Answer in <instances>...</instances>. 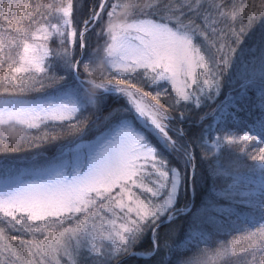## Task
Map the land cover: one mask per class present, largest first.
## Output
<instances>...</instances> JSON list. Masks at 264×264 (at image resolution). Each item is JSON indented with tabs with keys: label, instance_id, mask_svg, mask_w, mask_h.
Masks as SVG:
<instances>
[{
	"label": "snow or ice",
	"instance_id": "6c2138e0",
	"mask_svg": "<svg viewBox=\"0 0 264 264\" xmlns=\"http://www.w3.org/2000/svg\"><path fill=\"white\" fill-rule=\"evenodd\" d=\"M258 22L264 23V0H149L143 6L137 0H98L76 20L74 0H0V68L7 67L0 72V152L18 150L16 142L9 146L4 139L17 126L39 129L68 121L79 131L90 107L98 111L113 96L125 101L122 109L109 113L107 131L86 146L75 168L62 161L34 179L0 185V264H62L63 258L65 264H126L132 259L147 264L181 248L198 251L167 264H228L232 257H241L233 264H264V216L212 249L208 237L195 231L200 216L182 243H170L171 229L160 235L163 226L193 215L189 204L177 202L181 191L195 194L200 161L216 174L223 170L234 176L226 198L240 196L264 212V36L254 45L262 53L259 74H243L231 100L198 117V133L183 127L189 105H215L225 70ZM89 35L104 39L108 74L100 83L81 78V70L93 75L91 66L101 50L89 51ZM138 73L157 88L155 93L140 86ZM44 78L54 94L23 95L36 84L43 87ZM169 88L173 107L179 106L175 116L161 102ZM253 88L259 93L256 119L229 124L233 114L228 109L246 100ZM209 119L215 128L205 124ZM233 146L252 161L244 173L224 168L223 157L235 152ZM257 174L259 184L240 192L241 176ZM204 211L231 209L209 205ZM145 240L148 247L140 248Z\"/></svg>",
	"mask_w": 264,
	"mask_h": 264
},
{
	"label": "trees",
	"instance_id": "16d2710c",
	"mask_svg": "<svg viewBox=\"0 0 264 264\" xmlns=\"http://www.w3.org/2000/svg\"><path fill=\"white\" fill-rule=\"evenodd\" d=\"M21 3H36L39 0H17ZM61 3L63 0H43V3ZM149 0H137V3L141 6L148 3ZM98 0H74V20L82 18L86 13L89 5H96ZM81 5L79 11H75L77 5ZM43 11V9H41ZM261 36H264V23H257L252 31L244 38V43L237 49L236 57L233 59V66L224 72L223 76V91L221 96L216 100L215 105L207 104L199 109L189 105L186 112L189 116V120L183 124L186 131L192 133H198L199 127L196 123L198 117L209 111L210 107H216L224 99V102H228L240 91V83L242 82L243 73H247L251 76L253 73L259 74L260 60L259 57L262 53L258 50L257 45ZM89 51L95 48H100L98 53L99 59L94 62L91 66L93 75L91 77L86 76L81 70V78L88 80H95L97 83L103 82L108 74V67L104 62V53L102 46L104 45V39L95 35H89L88 37ZM52 47H56V42L53 40ZM7 67L0 68V72H6ZM58 75H63V71L60 68H56ZM237 73H241L237 76ZM112 73V76H115ZM235 76V77H234ZM229 78L233 80L230 81ZM136 81L140 83V86L145 91L153 92L157 88L149 86L144 82L139 73L136 76ZM50 81L47 78L43 79V87L36 84L35 87L27 90L23 95L27 98H40L45 95L54 94V88L49 86ZM87 85V84H86ZM90 89V85H87ZM3 85H0L2 88ZM93 91H100L98 89H91ZM228 98H223L225 95ZM258 91L253 88L247 93V99L243 101H236L233 107H230L228 111L233 115L228 118V123H239L244 121L250 123L256 119L257 106H258ZM116 97H108L104 105L97 111L96 109L89 108L83 113L79 131L70 128L69 124L72 122L65 121L50 122L46 125H41L39 129H26L23 126H17L12 131L11 136H5L4 139L8 142L9 146L16 142L18 150L16 152H0V168L5 167L2 172L7 174L9 169L12 173L16 169H26L27 171H37L43 166H51L58 164L67 158H70L71 154L67 149L76 141L82 138H88L93 135V126L98 123L99 120L103 119L101 113L107 109H113L121 103H116ZM174 93L169 88V94L162 97L161 102L166 107H170V111L173 116L177 115V108L173 107ZM185 110V109H181ZM210 123V119L205 121V124ZM0 131H3L0 129ZM47 135L48 139H44ZM31 137V140L28 138ZM55 137V139H53ZM235 152L229 154L225 153L223 157L224 168L232 171L233 173L240 172L244 173L248 167L252 164L250 159H247L243 153H240L239 146H233ZM251 146L248 147V151H251ZM175 163V161H172ZM12 166L13 168H8ZM233 177L226 176L223 174V170L220 174H216L212 170V166L206 161L198 162L197 169V180H196V191L193 195L191 191H181L177 206L184 204L192 205L193 215L182 216L176 219L172 224L165 225L160 230V235L163 236L166 232L171 229L170 243L177 244L182 243L187 233L193 231V221L196 216H200L201 219L198 222V227L195 228L197 232H203L208 237L207 247L212 249L217 245L230 241L234 235L239 234L242 230L248 229L252 225H257L261 221V217L264 216L258 206H253L248 203L242 202L243 198L236 196L234 199L226 198L225 190L233 183ZM260 182L259 175L255 176H241L240 178V192H246L254 189ZM214 205L216 208L231 209L228 212H217L208 211L205 213L204 209ZM10 235H20L16 232H10ZM30 238V237H26ZM37 239H42L41 234H36ZM140 248L148 247L147 240L139 246ZM201 249L205 247L204 243L199 246ZM198 249L193 248L191 252L181 248L179 252L173 253L171 257L168 254L162 253L160 256L153 258V260L147 262V264H160L163 260L165 264L171 258L173 261L191 256L197 253ZM21 255H23L21 253ZM67 258L62 259V264H65ZM241 257H232L229 259L228 264H233L235 261H239ZM126 264H145L141 260H128ZM220 264H225L221 261Z\"/></svg>",
	"mask_w": 264,
	"mask_h": 264
},
{
	"label": "rangeland",
	"instance_id": "374dc122",
	"mask_svg": "<svg viewBox=\"0 0 264 264\" xmlns=\"http://www.w3.org/2000/svg\"><path fill=\"white\" fill-rule=\"evenodd\" d=\"M240 75H241V73H237V76H240ZM229 80L232 81L233 79L229 78ZM86 88H88V86H86ZM221 93L222 94L224 93L223 88H222ZM97 94L99 95L100 91H98ZM228 95L229 94L225 95L223 98H228ZM115 101H116V103H121V105H118L113 109H110V107H109V109H107L106 111H103L101 113L103 119L99 120L98 123L93 126V128H92L93 135L91 137L82 138L81 140L76 141L67 149V151L71 154L70 155L71 157L67 158L66 160H63V162H67L69 165V168H75L77 166V163H78L77 157L83 158V156L88 152V148L86 146L95 144L97 142L98 138L101 136V134L107 131L106 125L109 122V113H112L113 110L122 109L124 107L125 101L123 99H119V100L115 99ZM222 101H224V99ZM210 123L213 124V128L216 127V124L214 121L210 120ZM79 145H84L85 147H78ZM60 163H58V164H60ZM51 167H52V165L51 166H43L40 169H38L37 171H27L26 169H24V170L23 169H16L15 172H13V173H12V170L9 169L7 171V174H3V172H2V170L5 167L0 168V185H3L4 183H7V182L27 181L30 179H34L42 171L50 169ZM8 168H13V167L8 166L7 169ZM136 191H138V190H136ZM192 205H193V202H191L190 207H192Z\"/></svg>",
	"mask_w": 264,
	"mask_h": 264
}]
</instances>
